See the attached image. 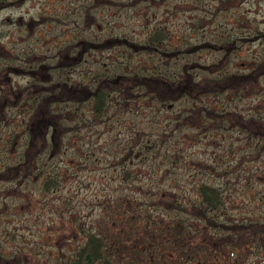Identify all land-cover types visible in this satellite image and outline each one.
I'll return each instance as SVG.
<instances>
[{
    "label": "rangeland",
    "instance_id": "1",
    "mask_svg": "<svg viewBox=\"0 0 264 264\" xmlns=\"http://www.w3.org/2000/svg\"><path fill=\"white\" fill-rule=\"evenodd\" d=\"M8 1L10 5L2 8L0 0V51L4 41H8L9 49L15 53L22 54L26 48L32 49L24 57L26 63L34 61L38 58L36 56L40 57L42 50L50 49L54 53L61 46L63 49L59 57H64L62 42L72 40V37L66 38L72 30L57 21L56 13L66 5L68 9H73L72 15L76 8L80 11L89 9L88 20L91 22L83 31L88 38L93 36L102 41L125 36L141 42L156 26L166 36L169 49L171 41H189L198 46L191 56L172 54L169 57L159 54L147 56L139 51L131 54L127 46H116L101 52L85 50L80 54L81 59L74 62L73 68L66 71L65 77L72 85L89 82L94 71L126 72L128 67L132 71L139 64L145 66V62H148L152 75L165 72L169 78H175L182 75L184 69L198 79L220 73L218 68L227 72H243L253 61L264 57V37L257 34L264 33V0H152L145 4L146 8L145 2L140 0H133L132 6L131 2L124 1L118 5L115 0ZM6 35L7 38H4ZM221 39H228L232 46L225 57V49L218 47ZM216 61H219L216 72L203 69ZM45 70L37 69L32 78L48 87L49 80L52 81L55 75L53 71ZM16 73L19 72H12ZM14 81L21 88L30 78L17 76ZM117 100L114 92L111 93L106 112L109 119L95 126L91 132L85 128L73 137L67 135V127L72 121L66 125L52 123L47 136V150L36 163L39 170L28 174L19 184L17 181L0 182V255L8 259L18 253L23 264H34L43 256L52 260L59 251L62 254L72 250L80 239L72 234L67 224L70 207L72 210L75 207V212L86 224L97 223L95 229L109 237L118 229V226L113 227L107 222L110 212L107 198L114 196L139 200L140 207L150 211L153 217H160L162 222L170 220L173 214L149 205L154 196H150L146 189L155 190L156 181L158 188L177 193L181 190L192 198L193 184L200 176L198 172L202 171L210 172L207 180L222 190L223 204L215 211L219 219L264 223V148L258 150L262 141L252 138L249 142L245 131L241 132L229 123H223L218 128L211 125L203 128L200 123L186 118L189 108L211 104L215 109L226 108L241 113L243 118L253 115L264 123V75L255 88H248L235 96L201 100L185 96L174 103H155L141 97L133 105L125 103V107L135 108L134 111L115 112ZM62 108L68 107H60L61 111ZM14 111L5 110L0 118H10ZM177 112H180V118L171 121L170 118ZM66 116L69 117L68 114ZM11 119L15 122L18 118ZM132 122L144 130L149 124L156 131L174 123L179 128L168 137L163 147L161 142L155 144L159 153L154 162L152 150L144 147L143 143L137 144L136 134L130 133L128 128ZM8 126L12 128L14 124H0V170L5 169V164L12 165L20 159L18 153L21 147L18 149L16 145L18 142L22 144L21 140L6 147ZM126 145L131 147V154L120 158L118 150ZM166 154L169 156L165 158ZM174 157H177V162H174ZM189 158L195 161L191 163ZM125 167H130L126 179L122 176ZM165 168L168 170L162 173ZM41 169H55L60 175L59 184L45 193L40 189ZM193 172L195 175L192 176ZM190 178L192 181L189 183ZM64 197L70 199L67 213L60 201ZM132 215V219H128L130 223L139 224L145 220L141 214L133 212ZM191 225L202 229L201 223L196 220H192ZM205 233L206 236L195 238L189 257L181 254V248L148 238L129 245L143 247L150 264H264V238L259 244L225 247L216 241L221 232L205 229ZM182 249L186 251L185 247Z\"/></svg>",
    "mask_w": 264,
    "mask_h": 264
},
{
    "label": "trees",
    "instance_id": "2",
    "mask_svg": "<svg viewBox=\"0 0 264 264\" xmlns=\"http://www.w3.org/2000/svg\"><path fill=\"white\" fill-rule=\"evenodd\" d=\"M122 1L131 2L130 6L133 5V0H115L114 2L119 5ZM140 1L145 2L144 7L146 8L145 4H149L152 0ZM72 10L68 9V5H66V8L56 13L57 21L65 27L70 26L72 30V33L69 32L71 35L66 36L70 39L72 37V40L62 42L64 44L63 52L72 53V61L69 65L71 68L68 66L69 69L73 68L75 61L81 59L80 54L82 55L85 50L101 52L116 46H127L126 48L131 54L139 51L147 56L159 54L162 57H169L172 54L191 56L198 48L197 45L183 40L179 42L171 41L172 47L167 48L169 42L166 41V36L156 26L150 29L148 35L141 42L133 41L131 37L125 36L110 37L102 41L94 39L93 36L88 38L83 34V31L88 28L91 22L88 20L89 9L85 8L80 11L76 8L73 12V15L76 16L74 18ZM257 34L264 37V33L257 32ZM218 42V47L225 49L224 57L227 56L232 48L228 39ZM62 49L61 46L56 53L61 54ZM25 51L24 57L31 53L32 49L26 48ZM40 52L41 54L47 53L46 57H43L46 67H43L44 63H41V67H35L36 70L44 68L45 71H53L55 78L49 81V85L52 84L51 89H49V86H43L34 78L29 77L30 81L24 87H21L22 90L18 94H15L16 99L25 101L24 106H17L14 102L4 101L8 98L9 93L5 90L0 91V115L5 110L13 109L15 111L13 116L10 115V122L12 117L18 118L15 122H11L14 124L12 128L7 127L9 133L5 138L6 147H9L15 141H22V144L18 142L16 145L18 149L21 147V151L18 153L20 159L12 165H4L6 166L5 169L0 170V182L12 183L17 181L19 184L28 174L39 170L36 163L47 150V136L50 127L53 125L52 123L66 125L67 122L72 121L71 126L67 127V135L75 137L85 128H88L91 132L95 126L106 122L109 119L106 112L110 106V94L113 92L119 99L114 107L115 112L126 109L134 111L135 108L125 107V103L131 102L133 105L141 97L149 98L151 102L155 103H174L185 96L192 100L228 95L235 96L248 88H255L259 78L264 75V57L258 61H253L248 65V69L243 72H227L223 71L222 68H218L220 73L212 76H201L198 79H195L191 73L184 72V69H182L183 74L175 78H169L165 72H160V75L157 73L152 75L149 66H147L148 62H145V66L139 64L132 71L129 67L126 72L104 73L94 71L89 82L83 81L79 82V85H72L65 77L68 69L65 65V59L57 57L52 60L53 55H49L53 52L50 49ZM13 53L15 54V52ZM58 61L62 65L58 63L52 69L50 65ZM218 63L219 61L212 62L203 69L216 72L215 69H217ZM21 71L28 72L27 68L21 69ZM64 106L68 108H62L63 111H61L60 107ZM83 107H86V109H83ZM72 113H75V115H71ZM187 113L186 118L200 123L203 128L209 125L218 128L223 123L227 125L229 123V126H235L241 132L245 131L247 134L246 139L249 142L252 138L262 141V145L258 150L264 148V123L253 115L243 118L241 113L226 108L215 109L211 104H198L189 108ZM67 114L69 117L66 116ZM180 116V112H177L170 120H178ZM178 128L179 125L174 123L171 126H164L161 131H156L152 124H149L147 129L144 130L143 127L132 122L128 129L130 133L136 134L137 144L143 143L144 147L148 146L152 150V160L155 162L156 155L159 153V151H156L155 144L159 145L161 142L163 147L168 137H171ZM130 148L129 145L124 146L118 150L117 156L120 154L121 158L125 154V157H129L131 154ZM168 156L169 154L164 155L165 158ZM113 158L115 159V155H113ZM189 161L192 163L195 160L189 158ZM174 162H177V157H174ZM202 165L209 166L206 163ZM167 170L168 168H165L161 172L164 173ZM129 172L130 167H125L122 172L123 178L126 179ZM198 173L200 176L196 179L197 182L193 184L194 197L192 198L181 190L177 193L174 190L158 188L156 181H154L155 190L146 189L150 196H154V200L149 205H153L156 210L160 209L171 213V215L173 214V217L165 222H162L158 216L153 217L150 211L142 209L139 200L117 196L111 199L107 198L106 205L110 211L107 222L112 224L113 227L118 226V229L112 232L109 237L106 233L95 229L97 223L95 225L92 223L86 224V221H83L82 217L75 212V207H73V210L70 207V216L66 219L67 224L72 234L80 241L67 253L60 254L59 251V254L55 255L52 260L43 256L40 261L34 264H150L149 258L144 255L143 247L137 248L135 245H129L130 243L140 242L139 240H142V238L144 240L148 238L151 241H162L170 244L171 247L172 245L176 246V249L181 248V254L189 257L191 254L190 246L194 243L195 238L207 235L205 229L221 232L216 237V241L225 247H242L246 244L261 243L264 238V223L256 220L240 219L235 222H227L219 219L215 211L223 204L222 190L216 184L207 180L206 176H209L210 172L202 171ZM193 175H195L194 172ZM39 176L41 178L40 189L44 193L53 190L59 184L60 175L55 169H41ZM192 176L191 178H193ZM191 178L188 180L189 183L192 181ZM174 187L176 186L174 185ZM60 201L61 206L63 204L67 213L70 199L64 197ZM133 212L137 215L141 214L145 219L144 222L139 224L128 222V219H132ZM127 214H129V217L125 218ZM117 216H120V218ZM192 220L200 222L202 229L198 228V230L196 227H192ZM182 247H185L186 251H183ZM20 260L18 253L15 254V257L12 256L8 259L0 255V264H19Z\"/></svg>",
    "mask_w": 264,
    "mask_h": 264
},
{
    "label": "flooded vegetation",
    "instance_id": "3",
    "mask_svg": "<svg viewBox=\"0 0 264 264\" xmlns=\"http://www.w3.org/2000/svg\"><path fill=\"white\" fill-rule=\"evenodd\" d=\"M10 5V2L8 0H1V7L5 8L8 7ZM7 38V35L4 37ZM22 55V56H21ZM47 53L44 52L43 54L39 56H36L38 58H36L34 61H28L26 63V61H24V53H18L16 52L15 54L9 49L8 47V41H4L3 44L1 45V51H0V91L1 90H5L7 93H9V95L7 96L8 98H6V102H14L16 103L17 106H22L25 105V101H21L19 99L15 98V94H18L20 90H22L21 88H18L19 85L16 81L13 82V78L17 77V76H23L26 77L27 79H29V77L33 76V73L36 71V67H41V63H44L43 67L46 65V62L44 61L43 57H46ZM52 60H55L57 57L60 56V54H57L56 52L51 53L49 56H52ZM12 57V62H10ZM65 59V65L67 66V68L69 69V65L71 64L72 61V53L71 52H66L64 54ZM32 62V63H30ZM58 63H60L59 61L56 63H52L50 65V67H52V69H54ZM62 65V63H60ZM69 66V67H68ZM46 67V66H45ZM44 67V68H45ZM49 67V68H50ZM27 68L28 72L24 73L21 71V69H25ZM66 68V69H67ZM12 72H19L16 74H12ZM27 75V76H25ZM67 80V78H66ZM50 81V80H49ZM29 82V81H28ZM44 86V85H43ZM52 88V84L49 85V89ZM7 125L10 122V118L9 117H1L0 119V124ZM14 143H12L13 146ZM19 264H23L22 261H19Z\"/></svg>",
    "mask_w": 264,
    "mask_h": 264
}]
</instances>
